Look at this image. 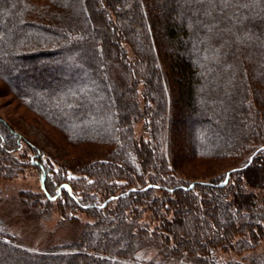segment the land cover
Here are the masks:
<instances>
[{
  "label": "trees",
  "instance_id": "trees-1",
  "mask_svg": "<svg viewBox=\"0 0 264 264\" xmlns=\"http://www.w3.org/2000/svg\"><path fill=\"white\" fill-rule=\"evenodd\" d=\"M119 3L0 0V80L71 145L105 148L82 166L59 165L0 118V178L34 168L64 219L94 218L49 255L11 243L0 223V247L28 263L136 264L138 250L154 246L157 264H264L247 256L264 242V194L249 188L264 177V0H129L130 17L111 16ZM105 54L132 70L130 84L111 81ZM190 132L195 149L183 154ZM189 158L225 168L208 181L175 175ZM218 251L243 260H218Z\"/></svg>",
  "mask_w": 264,
  "mask_h": 264
},
{
  "label": "rangeland",
  "instance_id": "rangeland-1",
  "mask_svg": "<svg viewBox=\"0 0 264 264\" xmlns=\"http://www.w3.org/2000/svg\"><path fill=\"white\" fill-rule=\"evenodd\" d=\"M125 2L128 3L129 0H120L118 5L120 6L121 11H112L114 15L111 14V16L119 17L129 15L127 17H130L128 12V14L123 12ZM100 4V2L96 3V8L101 7L102 5ZM89 8L92 16V22L96 27L98 26L104 29L105 27L103 24L98 25L100 22H98L95 16L92 15L93 9L94 11L96 9L91 7ZM96 32V30L95 32L94 30L91 31L89 36L92 37ZM117 41L124 42V38L117 37ZM123 44L126 45L130 60L133 61V49L127 42H124ZM109 58L106 54L103 55V63L109 68L110 79L116 84H120V86L122 85V88H124V85L126 86L131 82L129 71L132 70L127 68L126 72H124L116 64V60L110 63ZM117 61L119 62L120 60ZM23 82L24 81L20 82V84L23 85ZM143 88L144 85L140 82V93H142ZM108 91H110V98H113V101L118 102V100H116L117 95L114 88H108ZM139 102L140 110L144 108V98L142 94H140ZM117 107L119 108V106ZM121 110L122 108L120 107L119 111ZM132 115H134L133 120L135 122V135L137 139H140L144 134V124L143 121L137 119L135 114ZM239 116L240 115L235 116L237 118L236 123L244 128V120ZM143 117L145 120L149 116L148 114H145ZM0 118L7 124V126L18 131L23 138L45 150L47 154L58 159L60 161L59 165L64 164L66 166L73 167L82 166L83 163H90L93 160L94 152H105V148L103 146L93 145L90 143H86V145L81 144L79 146L71 145L63 133L49 125L44 121V119L37 116L31 109L23 104L19 98L14 95L11 88L2 80H0ZM236 133L238 132L236 131ZM193 136L194 132H190L186 136L185 141H181V148H179V150H181L183 154L187 152L190 153V150L195 149L194 144L196 143L194 142ZM22 151L24 152V150ZM23 152H20L19 154H23ZM197 160L200 162H197L194 158H189L179 169H176V171L173 170L174 174H177V176L180 175L185 179H189V176H191L197 181H208L217 176L225 168V165L217 166V164L214 165L212 162H206V164H204V161V163L201 162L202 159L198 158ZM263 167L264 163L262 162H259V164L256 165V168ZM58 168L59 167L57 166L56 169L58 170ZM23 171V173L14 178H0V223L6 228L8 237L11 238V243L16 246L33 253L48 255L54 254V252H51L53 248H61L66 244L76 242L81 236L85 225L88 222H93L94 218L89 214L79 212L76 213V216L74 215L73 220H71V218L64 219L63 216H66L67 213L65 214L63 212L65 211L63 206L59 205L58 202L47 204L48 200L43 194L42 177L40 174H38V172L31 167L26 168ZM112 173L113 172L110 171V174ZM113 174L116 175L115 172ZM69 176L75 177L71 174H69ZM249 188L254 191L259 198H261L264 194V177L259 180L255 187ZM146 215H148V213ZM181 217H183L182 223H185V220H188L187 215L185 217L182 215ZM170 232H174L175 234L177 233L176 230L172 228ZM177 234L176 236L178 237H186V239L189 237L186 233ZM82 252L87 253L85 250ZM215 256L218 260L222 261H229L230 259L243 260L242 256L238 257L233 254L230 255L219 251L216 252ZM247 256L249 259L255 256H261L264 259V242L257 251L247 254ZM45 257L46 258L40 260V262L37 261L28 263V261L34 260H27L23 257H19L9 250L0 247V264H53L51 261H61L58 264H66V260L64 259L56 260V258H51L49 256ZM135 260L136 264H157V262L161 260V257L158 250L154 246H143L140 250H138ZM78 261L84 260L78 258Z\"/></svg>",
  "mask_w": 264,
  "mask_h": 264
},
{
  "label": "snow or ice",
  "instance_id": "snow-or-ice-1",
  "mask_svg": "<svg viewBox=\"0 0 264 264\" xmlns=\"http://www.w3.org/2000/svg\"><path fill=\"white\" fill-rule=\"evenodd\" d=\"M223 3L227 4L230 2V0H222Z\"/></svg>",
  "mask_w": 264,
  "mask_h": 264
}]
</instances>
